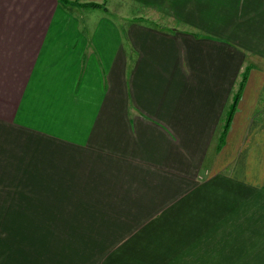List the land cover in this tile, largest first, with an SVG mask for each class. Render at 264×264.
<instances>
[{"label": "crops", "instance_id": "obj_1", "mask_svg": "<svg viewBox=\"0 0 264 264\" xmlns=\"http://www.w3.org/2000/svg\"><path fill=\"white\" fill-rule=\"evenodd\" d=\"M102 2L0 0V264H264V0Z\"/></svg>", "mask_w": 264, "mask_h": 264}, {"label": "rangeland", "instance_id": "obj_2", "mask_svg": "<svg viewBox=\"0 0 264 264\" xmlns=\"http://www.w3.org/2000/svg\"><path fill=\"white\" fill-rule=\"evenodd\" d=\"M85 1H88V0H85ZM91 1L92 2L84 3L83 0H69V4H70V6L76 7V8H78V7L87 8L86 6L89 5V4L100 5V8H97V9H104L105 6H106V4L102 2V0L101 1L91 0ZM125 7L127 8V6H125V5L124 6H120V5L115 4L114 7L110 8L109 13H111V14H109V16H113L114 18H119L120 15H124L126 13V8ZM133 12L136 13L137 16H142V15L144 16V11L142 10L141 7H135L133 9ZM95 13H96V17H99L101 15L100 13H102V11L101 10H97V11H95ZM158 17L164 18L161 15H158ZM241 78H242V76H241ZM262 107L263 106L261 105L260 108H262ZM262 110L264 111V107H263ZM261 117L264 118V113L261 115ZM232 122L233 121H231V123H230L229 130H230V127L232 126ZM224 146H225V144L220 147L218 152H220L223 149ZM211 185L213 187H215V192H224V193H226V189H225V186H224L223 182L219 183L218 180H215V183L211 182Z\"/></svg>", "mask_w": 264, "mask_h": 264}, {"label": "trees", "instance_id": "obj_3", "mask_svg": "<svg viewBox=\"0 0 264 264\" xmlns=\"http://www.w3.org/2000/svg\"><path fill=\"white\" fill-rule=\"evenodd\" d=\"M57 2L61 5H64V6H69V0H57ZM87 8H92V9H97V8H100V5H97V4H89L86 6ZM250 67H247L245 72L241 75L242 78H241V82H240V88H239V91L238 93L236 94L235 96V99L232 103V105L230 106V110H229V115H228V119L226 120L225 122V126H224V132H223V135L220 139V147L223 146L226 142V134L227 132L229 131V126H230V123L233 119V114L234 112L236 111V108L238 106V102L241 98V95L243 93V90H244V87H245V84L248 80V77H249V73H250Z\"/></svg>", "mask_w": 264, "mask_h": 264}]
</instances>
